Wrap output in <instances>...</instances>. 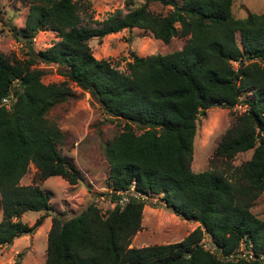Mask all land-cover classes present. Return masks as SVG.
Here are the masks:
<instances>
[{
	"label": "trees",
	"instance_id": "1",
	"mask_svg": "<svg viewBox=\"0 0 264 264\" xmlns=\"http://www.w3.org/2000/svg\"><path fill=\"white\" fill-rule=\"evenodd\" d=\"M161 1L171 4L165 13L149 9L145 0L92 18L81 0H27L23 25H9L27 50L23 57L0 52V245L41 223L42 214L29 224L19 218L22 211L50 207L49 191L37 182H19L30 162L40 178L81 177L58 148L64 131L45 115L72 94L70 79L88 90L106 115L123 119L104 142L107 185L126 188L133 182L198 224L178 240L129 245L141 226L145 197L116 202L106 214L89 202L67 218L51 215L43 264H264V219L250 209L264 188V9L234 16L232 0ZM133 26L165 42L176 33L186 38L171 51L133 52L124 68L93 54L91 37ZM43 28L59 37L35 49L33 36ZM38 61L61 64L65 77L43 81ZM247 90L251 93L243 94ZM4 96H13L9 106ZM237 103L244 108L214 154L230 159L252 148L250 157L230 174L217 167L193 170L198 115L211 105ZM203 232L222 253L250 240L254 257L223 258L202 244Z\"/></svg>",
	"mask_w": 264,
	"mask_h": 264
},
{
	"label": "rangeland",
	"instance_id": "2",
	"mask_svg": "<svg viewBox=\"0 0 264 264\" xmlns=\"http://www.w3.org/2000/svg\"><path fill=\"white\" fill-rule=\"evenodd\" d=\"M81 1L85 3L92 18H101L116 8L125 11L128 7L145 0ZM146 2L148 8L153 11L165 13L171 8L170 3L161 0H146ZM27 8V0H0V52L10 57H23L26 54V45L13 36L9 25H23ZM263 9L264 0H232L231 4L234 16H244L248 11L259 12ZM81 14L86 19L83 11ZM236 36L239 40L238 32ZM58 37L55 30L43 28L35 33L32 44L35 49H39L49 45ZM185 38V35L176 33L165 42L154 37L149 29L133 26L106 33L101 37H91L88 42L95 56L109 57L113 63L118 64L119 68H124L126 60L131 58L133 52L144 55L157 51H171L180 48ZM233 64H236L235 61ZM36 65L43 69L41 77L43 81L61 80L65 77L60 72L63 66L59 63L38 61ZM68 83L72 87V94L54 104L45 115L64 131V140L58 144V148L73 160L81 172V177L76 182H69L59 174L40 178L35 165L32 162L28 164L19 182H37L43 189L49 191L50 207L47 210L27 209L21 212L19 218L29 224L40 214L43 216L42 221L34 231L22 233L10 242L0 245V264H13L16 258L19 259V264H43L52 214H58L64 219L79 212L89 202L97 204L98 208L106 212L112 207L113 201H110L112 193L107 186L108 162L103 147L104 142L121 129L123 119L106 115L88 90L81 88L73 80L68 79ZM250 93L251 91L247 90L243 94ZM243 108L244 104L241 103L231 107L211 105L204 113L198 115L190 163L193 170L217 167L230 174L234 166L250 157L252 148L237 151L230 159L214 154L218 141L235 115ZM250 209L255 215L264 219V188L253 199ZM1 215L0 209V217ZM140 224V228L132 235L129 245L139 246L178 240L196 226L198 220L184 218L173 212L165 205L159 194L153 193L145 197ZM203 237L204 245L220 254L211 244L207 232H203Z\"/></svg>",
	"mask_w": 264,
	"mask_h": 264
},
{
	"label": "built area",
	"instance_id": "3",
	"mask_svg": "<svg viewBox=\"0 0 264 264\" xmlns=\"http://www.w3.org/2000/svg\"><path fill=\"white\" fill-rule=\"evenodd\" d=\"M12 99H13V96H11V97L4 96V97H2V102L6 106H9L10 101ZM108 190H109L110 193H112V196H113V193L117 194L116 198L112 197V200H110V201H113L112 206L116 202H119L121 205H123L126 201L129 200V198H144V197L147 196V194H145L142 191L136 189L134 187V183L133 182L130 184L129 187H126V188H117V189H115V188H112V187L108 186ZM95 205H97V204H95ZM97 207H99V206L97 205ZM99 209H100V211L102 210L101 211L102 213L106 212V210H104V209H101V208H99ZM200 241L204 245V242H203L204 241V237H203V235H202ZM239 244H241V246ZM243 244H246V245L243 246ZM205 247L209 248L208 246H205ZM218 255L223 257V258H229V259H232V260H239L240 258L249 260V259L254 257V252H253L252 243H251L250 240H245V241L244 240H240V242L235 247V249H232V250H230L229 252H226V253L220 252V254H218Z\"/></svg>",
	"mask_w": 264,
	"mask_h": 264
},
{
	"label": "clouds",
	"instance_id": "4",
	"mask_svg": "<svg viewBox=\"0 0 264 264\" xmlns=\"http://www.w3.org/2000/svg\"><path fill=\"white\" fill-rule=\"evenodd\" d=\"M108 186V185H107ZM95 204V203H94ZM121 205V204H120ZM111 208V207H110ZM102 213V212H101ZM102 214H106V212L105 213H102Z\"/></svg>",
	"mask_w": 264,
	"mask_h": 264
}]
</instances>
